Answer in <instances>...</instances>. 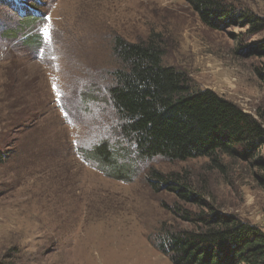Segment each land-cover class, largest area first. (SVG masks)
Masks as SVG:
<instances>
[{
	"label": "rangeland",
	"instance_id": "rangeland-1",
	"mask_svg": "<svg viewBox=\"0 0 264 264\" xmlns=\"http://www.w3.org/2000/svg\"><path fill=\"white\" fill-rule=\"evenodd\" d=\"M228 2L264 20V0ZM245 31L207 29L184 0H0V264H172L159 238L190 229L182 214L208 206L264 232V188L250 164L154 158L121 180L83 156L117 144L108 95L117 38L161 34L164 63L194 88L264 113V59L245 50L264 30ZM149 172L177 174L202 204L151 187Z\"/></svg>",
	"mask_w": 264,
	"mask_h": 264
},
{
	"label": "trees",
	"instance_id": "trees-1",
	"mask_svg": "<svg viewBox=\"0 0 264 264\" xmlns=\"http://www.w3.org/2000/svg\"><path fill=\"white\" fill-rule=\"evenodd\" d=\"M209 30L246 28L247 36L264 30V20L239 12L228 0H184ZM23 25L31 29L34 21ZM25 39H28L26 37ZM35 45L36 38H30ZM247 55L264 59V41L247 47ZM113 53L120 67L108 90L118 117L117 144L108 141L83 156L112 178L130 179L134 165L154 158L185 162L206 158L219 166L222 159L250 164L264 188V113H245L237 104L210 89H196L187 74L164 63L162 35L145 41L115 40ZM132 148L133 154L129 149ZM127 154L131 156H127ZM150 186L161 187L195 204L186 182L177 174L149 172ZM182 214L190 229L167 232L157 250L172 264H264V232L237 215L212 206Z\"/></svg>",
	"mask_w": 264,
	"mask_h": 264
},
{
	"label": "snow or ice",
	"instance_id": "snow-or-ice-1",
	"mask_svg": "<svg viewBox=\"0 0 264 264\" xmlns=\"http://www.w3.org/2000/svg\"><path fill=\"white\" fill-rule=\"evenodd\" d=\"M42 31H43V33H44L45 36L48 35V29H47V27L43 28Z\"/></svg>",
	"mask_w": 264,
	"mask_h": 264
}]
</instances>
